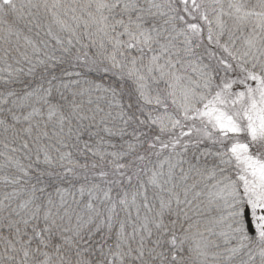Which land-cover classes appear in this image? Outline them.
I'll return each mask as SVG.
<instances>
[{
    "label": "snow or ice",
    "instance_id": "snow-or-ice-1",
    "mask_svg": "<svg viewBox=\"0 0 264 264\" xmlns=\"http://www.w3.org/2000/svg\"><path fill=\"white\" fill-rule=\"evenodd\" d=\"M0 264H264V0H0Z\"/></svg>",
    "mask_w": 264,
    "mask_h": 264
}]
</instances>
